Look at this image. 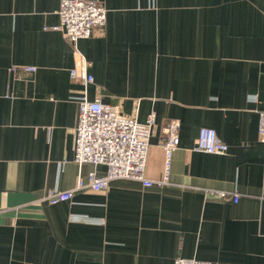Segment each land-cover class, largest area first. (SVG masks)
I'll return each mask as SVG.
<instances>
[{
  "label": "crops",
  "instance_id": "obj_1",
  "mask_svg": "<svg viewBox=\"0 0 264 264\" xmlns=\"http://www.w3.org/2000/svg\"><path fill=\"white\" fill-rule=\"evenodd\" d=\"M94 1L107 22L78 41L86 83L51 28L61 0H0V264H264V0ZM84 96L156 115L153 183L118 178L50 204L51 189L107 171L75 161ZM171 120L180 143L167 169ZM203 127L227 153L193 149Z\"/></svg>",
  "mask_w": 264,
  "mask_h": 264
},
{
  "label": "built area",
  "instance_id": "obj_2",
  "mask_svg": "<svg viewBox=\"0 0 264 264\" xmlns=\"http://www.w3.org/2000/svg\"><path fill=\"white\" fill-rule=\"evenodd\" d=\"M60 21L51 28L59 30L75 49V67L71 71L73 77H81L86 83L94 78L87 72L90 63L79 51L77 45L81 38H88L96 29H103L107 22L106 8L94 0H61L59 8ZM26 71H34L35 67L26 66ZM78 109L75 139V161L104 165L105 174L99 175L96 170L88 173L87 178L78 177L73 189H51L45 196L50 204L70 200L75 191L87 189L93 191L105 190L109 183L118 178H128L143 181L151 185L145 177V167L149 150V138L156 123V115L150 113L146 121L141 122L136 117L127 116L117 107L103 102L100 98L90 100L81 97ZM179 123L171 120L165 127L168 135L161 145L165 151L167 169L173 152L178 148ZM259 139L264 144V111L260 113ZM194 150L208 153L225 154L229 146L211 127L200 129L196 138ZM234 199L239 200L235 194ZM174 264H212L210 261L197 258L177 257Z\"/></svg>",
  "mask_w": 264,
  "mask_h": 264
}]
</instances>
